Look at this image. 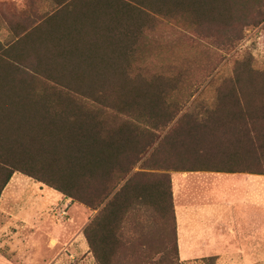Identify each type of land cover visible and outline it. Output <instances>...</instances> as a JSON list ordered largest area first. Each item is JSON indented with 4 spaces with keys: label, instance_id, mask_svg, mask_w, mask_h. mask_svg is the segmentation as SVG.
Instances as JSON below:
<instances>
[{
    "label": "trees",
    "instance_id": "1",
    "mask_svg": "<svg viewBox=\"0 0 264 264\" xmlns=\"http://www.w3.org/2000/svg\"><path fill=\"white\" fill-rule=\"evenodd\" d=\"M24 1L0 14V196L18 172L95 211L96 264H180L171 172L264 175V70L237 61L206 106L151 67L159 29L232 49L264 0Z\"/></svg>",
    "mask_w": 264,
    "mask_h": 264
},
{
    "label": "rangeland",
    "instance_id": "2",
    "mask_svg": "<svg viewBox=\"0 0 264 264\" xmlns=\"http://www.w3.org/2000/svg\"><path fill=\"white\" fill-rule=\"evenodd\" d=\"M24 3L0 0V14H16ZM158 34L161 42L152 53L151 67L182 70L177 91H201L195 95L206 106L214 102L219 85L232 77L237 61L248 58L253 68L264 70V21L245 27L232 49L216 47L176 21L163 22ZM10 36L0 22V40ZM246 174L211 172L196 177L171 172L177 232L191 237L200 223L210 231L200 243L206 247L195 249L210 253H179L180 264H264V175ZM94 214L60 192L14 173L0 197V264H96L82 232Z\"/></svg>",
    "mask_w": 264,
    "mask_h": 264
},
{
    "label": "crops",
    "instance_id": "3",
    "mask_svg": "<svg viewBox=\"0 0 264 264\" xmlns=\"http://www.w3.org/2000/svg\"><path fill=\"white\" fill-rule=\"evenodd\" d=\"M179 173H181V174H193L192 176H196L197 177L198 175H196V174H208V173H211V172L210 171H189V172H179ZM242 174H246V173H242ZM246 175L255 176L256 174H246ZM189 176H191V175H189ZM171 180H172V183H173L172 177H171ZM38 183H40V182H38ZM195 232H197L198 235L195 234ZM195 232L193 231V233H191V237H190L189 235L188 236L181 235L180 230L178 229L177 242H178V250H179L180 254L184 255V254H190V253H192V254H207V253H210V251H208L206 253L205 252H195V249H197V248L206 247V246H200V243H201V241L203 239H206V236L210 232L208 227H207V224H205V223L198 224V227L195 230ZM208 248H209V250H212V247H208Z\"/></svg>",
    "mask_w": 264,
    "mask_h": 264
}]
</instances>
